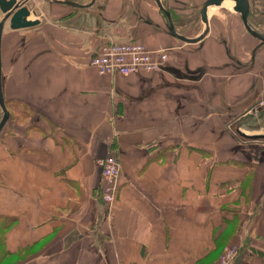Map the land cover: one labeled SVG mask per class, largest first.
I'll return each instance as SVG.
<instances>
[{
    "label": "crops",
    "instance_id": "crops-1",
    "mask_svg": "<svg viewBox=\"0 0 264 264\" xmlns=\"http://www.w3.org/2000/svg\"><path fill=\"white\" fill-rule=\"evenodd\" d=\"M204 1L169 0L178 32L202 31ZM220 7L192 43L169 34L155 0L56 2L34 25L5 23L0 264H214L237 244L230 264H264V143L228 130L264 97V45L253 53L238 13ZM109 39L167 59L100 74L90 59ZM109 154L118 187L103 202Z\"/></svg>",
    "mask_w": 264,
    "mask_h": 264
},
{
    "label": "built area",
    "instance_id": "built-area-1",
    "mask_svg": "<svg viewBox=\"0 0 264 264\" xmlns=\"http://www.w3.org/2000/svg\"><path fill=\"white\" fill-rule=\"evenodd\" d=\"M167 59V49L147 48L138 41L103 42L98 51L91 57L90 64L100 74L129 75L140 70L153 71L162 68ZM232 132V130H231ZM103 176L100 196L103 202H110L115 197L118 187L119 162L109 154L98 161ZM239 251V245L226 247L214 264H230Z\"/></svg>",
    "mask_w": 264,
    "mask_h": 264
},
{
    "label": "water",
    "instance_id": "water-1",
    "mask_svg": "<svg viewBox=\"0 0 264 264\" xmlns=\"http://www.w3.org/2000/svg\"><path fill=\"white\" fill-rule=\"evenodd\" d=\"M31 0H0V45H1V35L4 28L5 23L7 22L10 28H19V27H26L30 25H34L38 23V18L30 19L29 15L31 10L29 9L27 3ZM55 2L59 3H66L72 6H86L93 3L94 0H90L89 2L82 4L73 0H54ZM231 4L227 5L225 0H205L201 9H200V20L204 24L203 30L195 37H189L181 32H178L171 20L169 10L163 5L161 0H155V3L166 18V27L170 35L182 40L183 42L192 43L198 41L202 38L208 31V20L207 14L208 9L211 6H227L232 10L238 12L241 16L242 23L245 29L255 38L259 39L260 41L254 46V50L261 44H264V34H261L251 28L247 21V13H248V0H229ZM0 109H1V116H0V130L4 126L5 122L9 118V110L7 109L2 89H1V53H0ZM241 136L249 139H258L264 138V133L258 132H246L244 133L239 128L236 130Z\"/></svg>",
    "mask_w": 264,
    "mask_h": 264
},
{
    "label": "rangeland",
    "instance_id": "rangeland-1",
    "mask_svg": "<svg viewBox=\"0 0 264 264\" xmlns=\"http://www.w3.org/2000/svg\"><path fill=\"white\" fill-rule=\"evenodd\" d=\"M76 1V0H73ZM88 2L90 0H87ZM78 2V1H76ZM161 2L163 3V5L168 9V3L169 0H161ZM56 2L54 0H35V1H31L29 3V7H30V16L34 19L40 16V12L41 9H47L50 6H53V4H55ZM79 3H86L85 1H80ZM214 6V5H213ZM211 6V10L212 11H217L219 10V12H221V7L220 6H215L213 7ZM200 8V7H199ZM199 8L197 13V17H198V12H199ZM223 9V8H222ZM212 11L210 13H212ZM234 12V11H232ZM250 23L254 26V28L258 29L261 32H264V0H251V10H250ZM211 16V14H210ZM190 25H185V26H189L192 27L194 21H189ZM183 27V26H181ZM254 43L257 42L256 39H253ZM250 111L249 113H253L251 115H253V118L250 120H246V118H240L238 121H236V123L234 122V119L232 121H230V127L228 130H232V134L238 138V142L242 143V144H246L248 142L251 141H256L255 143L258 142H263L264 143V138H258V139H249V138H245L243 136H241L236 130L237 128H241L243 126L246 127L245 130H242L244 132H258V133H264V97L262 98H255V100L253 101V103L251 105H249L244 111H242L241 113H239L238 116H240L243 112L246 111ZM250 115V114H249ZM0 116H1V109H0ZM249 117V116H248ZM247 117V118H248ZM232 122V123H231ZM244 124V125H243ZM4 130V129H3ZM2 130V131H3ZM2 131L0 132V135L2 133ZM226 249V248H224ZM223 249V251H224ZM222 251V252H223ZM221 252V253H222ZM220 253V255H221ZM219 255V257H220ZM218 257V258H219ZM218 260V259H217ZM216 260V261H217Z\"/></svg>",
    "mask_w": 264,
    "mask_h": 264
},
{
    "label": "flooded vegetation",
    "instance_id": "flooded-vegetation-1",
    "mask_svg": "<svg viewBox=\"0 0 264 264\" xmlns=\"http://www.w3.org/2000/svg\"><path fill=\"white\" fill-rule=\"evenodd\" d=\"M204 3V2H203ZM203 3L201 4V6H200V8H199V12H198V18H199V16H200V9H201V7H202V5H203ZM223 7V6H222ZM227 10H231V11H234V10H232L231 8H229L228 7V9ZM250 10H251V0H248V13H247V21H248V23H249V25L251 26V28H253L254 30H256L257 32H259V33H261V34H264V32H261V31H259L258 29H256V28H254V26L250 23V19H249V17H250ZM169 12H170V17H171V20H172V23H173V18H172V14H171V11L169 10ZM234 12H236V11H234ZM236 13H238V12H236ZM238 15H239V18H240V20H241V16H240V14L238 13ZM207 20H208V14H207ZM198 21H199V19H198ZM200 23L202 24V30H203V28H204V24H203V22L200 20ZM241 23H242V20H241ZM173 25H174V23H173ZM242 26L244 27V25H243V23H242ZM175 27V26H174ZM244 29H245V27H244ZM246 30V29H245ZM247 31V30H246ZM247 33H249L248 31H247ZM250 34V33H249ZM251 35V34H250ZM252 36V35H251ZM255 38V37H254ZM256 40H257V42L255 43V45L260 41L259 39H257V38H255ZM254 45V46H255ZM261 45H264V44H261ZM261 45H259V46H261ZM254 46H253V48H254ZM258 46V47H259ZM257 47V48H258ZM256 48V49H257ZM255 49V50H256ZM253 50V53H254V49H252Z\"/></svg>",
    "mask_w": 264,
    "mask_h": 264
},
{
    "label": "bare ground",
    "instance_id": "bare-ground-1",
    "mask_svg": "<svg viewBox=\"0 0 264 264\" xmlns=\"http://www.w3.org/2000/svg\"><path fill=\"white\" fill-rule=\"evenodd\" d=\"M1 81H2V75H1ZM4 100H5V98H4ZM5 103H6V101H5ZM7 106V105H6ZM7 109H8V107H7ZM9 110V109H8ZM9 115H10V112H9ZM6 123V122H5ZM5 125V124H4ZM4 127V126H3ZM3 127H2V129H3ZM1 129V130H2ZM1 130H0V132H1ZM242 131V130H241ZM244 132V131H243ZM244 133H246V132H244Z\"/></svg>",
    "mask_w": 264,
    "mask_h": 264
}]
</instances>
